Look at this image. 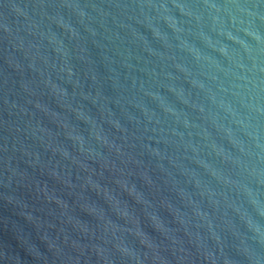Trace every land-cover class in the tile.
Masks as SVG:
<instances>
[{"label":"water","instance_id":"water-1","mask_svg":"<svg viewBox=\"0 0 264 264\" xmlns=\"http://www.w3.org/2000/svg\"><path fill=\"white\" fill-rule=\"evenodd\" d=\"M0 264H264V0H0Z\"/></svg>","mask_w":264,"mask_h":264}]
</instances>
